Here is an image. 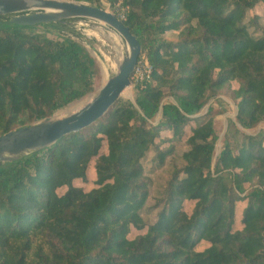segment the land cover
Wrapping results in <instances>:
<instances>
[{"label":"trees","instance_id":"1","mask_svg":"<svg viewBox=\"0 0 264 264\" xmlns=\"http://www.w3.org/2000/svg\"><path fill=\"white\" fill-rule=\"evenodd\" d=\"M77 1L126 8L122 21L152 79L97 124L0 162V264H264V130L247 132L264 122V26L249 15L264 0ZM69 32L79 35L69 23L26 26L0 15V135L95 90L97 60ZM234 81L243 139L216 156L212 107L197 114ZM174 139L189 145L184 165L148 221L156 208L146 209V164L162 165L173 147L161 143ZM92 169L97 187H76ZM133 229L141 233L131 237Z\"/></svg>","mask_w":264,"mask_h":264},{"label":"water","instance_id":"2","mask_svg":"<svg viewBox=\"0 0 264 264\" xmlns=\"http://www.w3.org/2000/svg\"><path fill=\"white\" fill-rule=\"evenodd\" d=\"M0 15H12V23L26 26L69 23L75 18H91L112 27L125 41L126 53L116 72L99 88L84 107L62 118L42 121L0 135V162H12L31 152L40 151L64 136L97 124L132 86V76L142 52L139 39L114 13L82 1L0 0Z\"/></svg>","mask_w":264,"mask_h":264},{"label":"rangeland","instance_id":"3","mask_svg":"<svg viewBox=\"0 0 264 264\" xmlns=\"http://www.w3.org/2000/svg\"><path fill=\"white\" fill-rule=\"evenodd\" d=\"M102 3H103L102 8H105L111 12L113 11V9L110 8V5L108 3L104 1H102ZM255 14H259L261 16V18L259 19L260 21L259 23L260 25L264 26V7L257 6L249 13L250 16H253ZM71 23H72L71 26H73L76 29V31L79 32V35L70 32L69 33L74 37H76L78 40L79 39L83 41L87 40L92 45L93 49L90 52L97 60L99 66V75L96 80L95 90L91 94L83 97L80 100L74 101L68 104L66 107L56 111L52 116L53 118L65 117L84 107L96 95L99 88L107 81V79L114 75L117 66L121 62V60L118 61L116 59V50L113 47L114 44L113 40L119 38L124 47L123 54L126 53L125 41L121 37V35L118 34L117 32L106 34V36L100 35L98 33H96L97 36L96 35L87 36L84 35L83 33L90 32V34H94L95 30L86 28L83 25H81L82 23L81 18H76ZM251 30L253 31L254 28L252 27ZM167 36L171 37L172 34L171 35L167 34ZM238 87L239 84L236 81L232 82L226 88L221 90L215 98H212L205 105V107L197 114V115H204L205 113L208 112L210 106L212 107V115L214 116V124L218 134L217 145H216V156L221 151L225 142H229L230 145L233 147V150L237 151L243 139L241 133L237 132V128L240 131L243 130L236 120L239 100H237L235 96V92L238 89ZM126 90L130 92V96L124 95V93L126 92L125 91L123 93V97L121 98L134 100V94L136 92L135 85L132 84V86L128 87ZM261 129L264 130V122L258 125L256 129L249 130L247 132L255 134ZM169 136L170 134L168 132H163L161 138H168ZM169 145H172L173 151L165 159L162 165L154 168L153 171H151V168H153L151 163L148 162V164H146L147 177L151 178L149 184L150 195L146 209L156 208V203H158L157 202L158 197L161 195V191L166 186L169 178L171 177L173 170L176 167L179 168L184 165L182 155L185 151L189 149V145L184 140H180V139H174L170 142L161 143L162 148H168ZM107 152H108L107 142L104 141L100 153L105 154ZM94 174H95L94 170L93 169L90 170V172L88 173L87 180L84 181L82 179H76L74 180V185L76 187L83 188L85 191H89L94 187H97L96 181L93 180L95 178ZM66 190H67V186H63L58 190V193L62 195L63 193H65ZM192 206L193 204L190 202L185 203L186 210L190 211ZM244 206H245L244 203L238 202L239 211H241L244 208ZM158 210L159 209L156 208V209H152L147 215L145 213V218L148 219V221H154ZM239 211L238 214L236 215V223L234 226L235 230L242 228V224H241L242 215L240 214ZM139 233L141 232L133 229V232L131 233V237H134Z\"/></svg>","mask_w":264,"mask_h":264},{"label":"built area","instance_id":"4","mask_svg":"<svg viewBox=\"0 0 264 264\" xmlns=\"http://www.w3.org/2000/svg\"><path fill=\"white\" fill-rule=\"evenodd\" d=\"M67 1H77V0H67ZM125 10L126 8L120 7L119 5L116 6V9H113L112 12H114L121 20L125 18ZM81 25H83L86 28H90L95 30L94 34H90V32H84V35L90 36V35H96V33L106 36V34H110L113 32H116L112 27L109 25L95 20L91 18H81ZM64 36L71 37L79 42H81L89 51H91L92 45L87 40H78L76 37L71 35L70 33H63ZM82 35V34H81ZM97 36V35H96ZM152 73H153V66L149 62L148 58L143 55L139 57V60L137 62V65L135 67L133 76H132V84L136 86H145L147 83H149L152 79Z\"/></svg>","mask_w":264,"mask_h":264},{"label":"bare ground","instance_id":"5","mask_svg":"<svg viewBox=\"0 0 264 264\" xmlns=\"http://www.w3.org/2000/svg\"><path fill=\"white\" fill-rule=\"evenodd\" d=\"M113 47H114V49L116 50V59L118 60V61H120V60H122L123 59V50H124V47H123V45H122V43H121V41H120V39L119 38H117V39H115V40H113ZM102 66V65H101ZM105 68V67H104ZM103 69V68H102ZM110 69V68H109ZM105 70V69H104ZM129 90V89H128ZM128 90H126V92L124 93V95H128V96H130V92L128 91ZM76 107V106H75ZM78 108V107H77ZM73 109V108H72Z\"/></svg>","mask_w":264,"mask_h":264}]
</instances>
